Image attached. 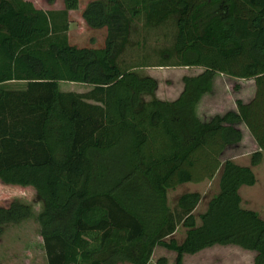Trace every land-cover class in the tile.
Wrapping results in <instances>:
<instances>
[{
    "label": "trees",
    "instance_id": "16d2710c",
    "mask_svg": "<svg viewBox=\"0 0 264 264\" xmlns=\"http://www.w3.org/2000/svg\"><path fill=\"white\" fill-rule=\"evenodd\" d=\"M61 1L43 9L0 0V184L30 187L40 201L34 218L46 264H165L150 261L154 246L183 264L185 253L213 244L251 250L252 264H264V218L242 207L238 192L255 182L250 165L264 150V0H88L80 16L104 28L101 46L68 42L67 14L78 0ZM139 16L145 25L174 21L175 62L158 65L202 67L181 76L174 99L154 97V77L116 61ZM219 72L252 78L253 95L201 120L196 103ZM58 81L90 87L60 90ZM239 122L259 148L249 165L219 159L240 140ZM217 169L218 189L198 223L197 192L168 207L167 189ZM30 214L29 204L1 199L0 233Z\"/></svg>",
    "mask_w": 264,
    "mask_h": 264
},
{
    "label": "rangeland",
    "instance_id": "374dc122",
    "mask_svg": "<svg viewBox=\"0 0 264 264\" xmlns=\"http://www.w3.org/2000/svg\"><path fill=\"white\" fill-rule=\"evenodd\" d=\"M38 7L60 6V0H30ZM88 0H78V7L68 11V26L66 35L68 42L76 46H101L104 38V28L88 27L80 16L82 5ZM175 25L172 17L156 25H145L142 17H137L130 23L128 40L118 54L116 61L121 67L129 68L138 74H146L157 81L153 96L159 99H171L177 95L182 86L181 76L199 72L200 66L183 65H158V63L175 62L172 45L175 37ZM170 51L168 56L162 55L163 51ZM164 56V57H162ZM133 66V67H132ZM250 78H232L224 73L214 75V88L211 93L204 95L197 104V113L200 118H207L213 112H222L233 106L234 99L246 100L252 93ZM60 90L85 91L90 85L78 82L58 81ZM237 85V87H235ZM151 95H145L150 98ZM204 114V115H203ZM206 115V116H205ZM249 154H242L235 158L238 163L250 164L251 149ZM226 150L221 159L229 157ZM255 182L251 185H240L238 192L242 207L251 208L264 218V152H261L258 161L250 165ZM219 169L210 179L198 182H183L172 189L166 190L168 207L176 211V199L179 194L186 191H195L199 199L192 209L195 222L199 219L197 213L204 210L209 197L217 189ZM10 197L29 204L31 214L22 219L21 224L9 223L4 225L0 233V263L3 264H46L41 239L38 235V225L34 214L40 209V201L35 197L30 187L17 188L14 185L0 184V200ZM24 221V222H23ZM24 223V226H22ZM185 227L177 223L175 230L170 235L180 241L184 235ZM254 252L243 249L233 244H213L201 250L182 257L183 264H252ZM163 257L165 264H173L174 252L161 246H154L150 261Z\"/></svg>",
    "mask_w": 264,
    "mask_h": 264
},
{
    "label": "crops",
    "instance_id": "0c3cea01",
    "mask_svg": "<svg viewBox=\"0 0 264 264\" xmlns=\"http://www.w3.org/2000/svg\"><path fill=\"white\" fill-rule=\"evenodd\" d=\"M87 2V1H86ZM60 6L58 7H47L46 9H58V8H61L62 7V1L60 0ZM35 5V4H34ZM84 5H82L83 7ZM77 7H78V4H77ZM41 8V7H40ZM44 9V8H43ZM69 11V10H68ZM220 73V72H219ZM216 75V73L214 74ZM214 75L212 76V83H211V89L208 91V92H204L200 98L198 99L197 103H196V114L197 116L199 117L198 113H197V104L198 102H200L201 98L206 95L207 93H211L213 91V86H214ZM227 76V75H226ZM232 78H236V77H232ZM252 80V78H250ZM181 89H182V86H181ZM180 89V90H181ZM251 89H252V93L250 95V97L246 100H242V101H247L249 100L252 95H253V91H254V85H253V80L251 81ZM180 92V91H179ZM179 92L177 93V95L179 94ZM176 95V96H177ZM176 96H174L173 98L171 99H174ZM144 98H145V95H144ZM157 98V97H156ZM238 98V97H237ZM171 99H167V100H171ZM228 109H231V110H235V103L233 104V106H230L228 107L227 109L223 110L222 112H215L217 114H221L223 113L224 111L228 110ZM214 112L212 114H209L207 115V118H200L201 120H207L210 116H212L213 114H215ZM204 115V114H203ZM206 116V115H205ZM236 127L240 130L241 132V137H240V140L238 142H235V143H231V144H227L223 150L221 151L220 155H219V159L220 161L224 160L225 158L221 159L220 157L222 156V154L228 150L230 152V155L229 157H226L230 160H232L233 162L237 163V164H242V165H249L247 163H238L235 161V158L242 155V154H249L250 153V150H249V147L251 149V152L253 151H256L258 150V146L255 142V140L253 139V137L251 136V134L249 133V131L247 130V128L245 127V125L242 123V122H239L236 124ZM261 152H264V150H261ZM181 184V183H180ZM24 188V187H23ZM24 220V219H23ZM22 221H19L17 223H15L16 225L17 224H21ZM24 222V221H23ZM18 226V225H17ZM22 226H24V223H22Z\"/></svg>",
    "mask_w": 264,
    "mask_h": 264
}]
</instances>
